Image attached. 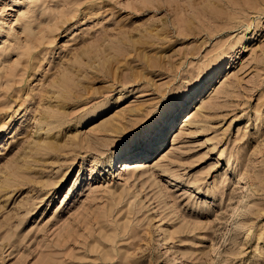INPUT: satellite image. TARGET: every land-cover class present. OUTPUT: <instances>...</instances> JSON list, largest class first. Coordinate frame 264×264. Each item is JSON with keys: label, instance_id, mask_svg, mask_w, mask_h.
<instances>
[{"label": "rangeland", "instance_id": "1", "mask_svg": "<svg viewBox=\"0 0 264 264\" xmlns=\"http://www.w3.org/2000/svg\"><path fill=\"white\" fill-rule=\"evenodd\" d=\"M247 1L0 0V264H264V3ZM195 83L212 88L150 157L116 166Z\"/></svg>", "mask_w": 264, "mask_h": 264}, {"label": "bare ground", "instance_id": "2", "mask_svg": "<svg viewBox=\"0 0 264 264\" xmlns=\"http://www.w3.org/2000/svg\"><path fill=\"white\" fill-rule=\"evenodd\" d=\"M263 3H264V0H249V1H247L248 7L256 8V9L259 10V12L262 11L261 10L262 7H260V6ZM226 60H227V58H226ZM232 62H233L232 59H230L227 65L226 64L223 65L221 63H218L215 67L212 66L213 68L211 69V71L209 73L207 71L208 75L206 76V79L207 78H211V77L212 78L220 77L221 74L225 73L224 70L226 68L230 69L232 67ZM216 80L217 79H215V81ZM204 88H205V86L201 85L200 83L192 84L189 87L188 92L184 93L183 100L181 98L179 99L177 97L173 101L169 102L168 105H166V107L163 109V111L159 114L158 118H156V120L152 124V126H154L153 127V129H154L153 133L151 134V132L149 130H147L145 132L144 136H143V140H142L141 143H138L137 145H128L123 150L117 151L116 155L119 156V157H118V159L114 160L115 161V165L117 166L119 164V166H122L121 170H123V169L131 170V169L135 168L139 164V163H137V161H133L134 160L133 158L143 157L145 155L149 156V154L152 153V151H154V149L157 147V143L161 142L164 139V136L166 135L165 134L166 131L167 130H171L174 121L178 117V114H179L178 112L180 111V108L183 105L186 106L190 99L194 100V98H195V100H196V97H198V96L199 97L201 96L200 99L204 98L205 94L212 88V85L209 86L208 90H206V91H204L205 90ZM180 100H182V101H180ZM178 105H180V106L178 107ZM178 128H179V125L177 126L176 130H178ZM114 130L120 131L121 128H120V126L116 125ZM151 136H153V138L150 139ZM154 139H158V141L155 144H152ZM104 140L105 139H99L97 141L100 144H103ZM47 146L50 147L52 145L50 143H47ZM160 147H161V145H160ZM217 186L218 185H216V188H217Z\"/></svg>", "mask_w": 264, "mask_h": 264}]
</instances>
